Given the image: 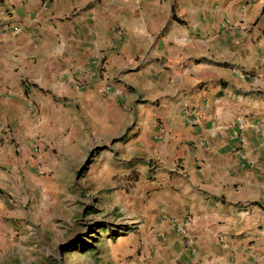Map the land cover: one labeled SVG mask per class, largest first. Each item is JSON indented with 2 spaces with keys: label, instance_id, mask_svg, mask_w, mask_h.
<instances>
[{
  "label": "crops",
  "instance_id": "0c3cea01",
  "mask_svg": "<svg viewBox=\"0 0 264 264\" xmlns=\"http://www.w3.org/2000/svg\"><path fill=\"white\" fill-rule=\"evenodd\" d=\"M81 114L139 169L112 256L264 264V0H0V214Z\"/></svg>",
  "mask_w": 264,
  "mask_h": 264
},
{
  "label": "rangeland",
  "instance_id": "374dc122",
  "mask_svg": "<svg viewBox=\"0 0 264 264\" xmlns=\"http://www.w3.org/2000/svg\"><path fill=\"white\" fill-rule=\"evenodd\" d=\"M77 119L41 145L39 162L32 157V184L20 179L6 197L0 264L127 262L110 247L138 225L131 222L136 202L127 203L139 179V169H128L137 161L122 159V127L110 132L85 114Z\"/></svg>",
  "mask_w": 264,
  "mask_h": 264
},
{
  "label": "built area",
  "instance_id": "2783aa9c",
  "mask_svg": "<svg viewBox=\"0 0 264 264\" xmlns=\"http://www.w3.org/2000/svg\"><path fill=\"white\" fill-rule=\"evenodd\" d=\"M245 75H247V74H245ZM175 230H176V232H178V233H182V229L179 228V227L175 228ZM186 242L188 243V241H186Z\"/></svg>",
  "mask_w": 264,
  "mask_h": 264
},
{
  "label": "trees",
  "instance_id": "16d2710c",
  "mask_svg": "<svg viewBox=\"0 0 264 264\" xmlns=\"http://www.w3.org/2000/svg\"><path fill=\"white\" fill-rule=\"evenodd\" d=\"M180 23V22H179Z\"/></svg>",
  "mask_w": 264,
  "mask_h": 264
}]
</instances>
